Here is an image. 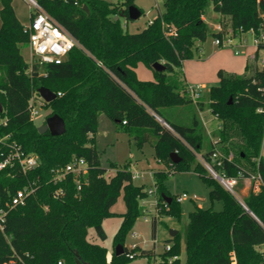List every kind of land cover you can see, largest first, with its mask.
Returning a JSON list of instances; mask_svg holds the SVG:
<instances>
[{
	"label": "trees",
	"instance_id": "obj_1",
	"mask_svg": "<svg viewBox=\"0 0 264 264\" xmlns=\"http://www.w3.org/2000/svg\"><path fill=\"white\" fill-rule=\"evenodd\" d=\"M37 1L81 48L73 49L59 65L30 64L22 55L30 33L17 18L12 0H0V121L6 120L0 124V137L10 136L27 154L40 158V167L27 178L17 174L13 179L0 171L3 200L26 180L40 179L36 194L8 216L5 233L0 229V264H77L76 253L85 264H128L129 253L147 258L149 264H181L180 258L172 260L180 257V232L169 240L175 242L172 250L153 262L154 249L131 251L124 245L126 233L143 212L141 202L147 192L134 184L129 167L112 166L115 173L105 176L108 170L100 164L95 138L102 114L140 146L150 143L160 161H172L171 153H177L181 161L176 169L197 173L207 185L212 203L223 204L222 211L196 207L189 214L185 264H264V64L259 67L248 62L243 75L220 70L219 83L210 89L207 103L203 96L193 101L182 72L184 61L199 50L195 42L206 41L210 33L217 36L204 20L211 5L229 22L235 38L248 32L260 37L264 34V0H166L164 12L137 33H129L119 19L128 15L135 0L116 4L105 0ZM85 5L89 14L83 10ZM170 29L177 35L168 34ZM261 49L264 42L257 46L256 59ZM139 63L154 71L155 80L138 79ZM156 63L164 64L165 70H154ZM41 87L61 94L45 104L52 109L49 117L57 114L65 121L66 132L61 136L40 134L31 120L29 101L40 96ZM192 105L196 112L207 106L220 122L206 146L204 124L197 115L185 124L168 116ZM214 148L223 157L219 170L235 177L260 175V190L248 189L241 200L225 190L196 162L195 152L205 150L208 159ZM79 159L88 168L80 178L81 189L72 175L54 184L52 170ZM167 177L164 172L155 175L159 215L181 220L177 199L173 197L168 204L162 196L171 197L164 183ZM60 188L64 195L56 198ZM121 194L126 211L108 261L103 221L115 215L112 208ZM157 224L155 216L151 221L153 239ZM91 229L94 235H90ZM118 245L125 249L119 257L115 253Z\"/></svg>",
	"mask_w": 264,
	"mask_h": 264
},
{
	"label": "rangeland",
	"instance_id": "obj_2",
	"mask_svg": "<svg viewBox=\"0 0 264 264\" xmlns=\"http://www.w3.org/2000/svg\"><path fill=\"white\" fill-rule=\"evenodd\" d=\"M105 1L116 4L124 0ZM165 1L135 0V6L143 12L142 16L137 20H128L127 17L120 16V22L129 33L140 32L148 26L150 21H153L164 12ZM12 5L21 24L24 27H28L30 24L28 4L23 0H12ZM1 9L2 4L0 3V11ZM204 20L207 22L211 32H214L215 26L221 25L226 32L232 33L229 22L215 12L212 5L208 8ZM254 41L255 36L248 32L242 34L240 38H235L233 47L219 48L214 44V37L210 33L206 41L195 42L196 46L201 47L200 50H194L193 58L184 61L182 66L184 80L189 87L201 88L203 99L208 102L210 89L219 83L218 73L220 70L226 73L243 75L246 73L247 62L253 63V65L258 64L259 67L263 65L264 49L260 50L258 58L256 59L257 47ZM22 55L30 64L36 62L29 46L22 49ZM136 73L138 79L141 81L155 80L154 71L144 63H139L136 68ZM38 109L39 115L34 119V124L40 127L46 122L52 113V109L49 106L41 107L40 105H38ZM193 114L197 115L204 124L206 146V141L210 138L207 132L212 133L219 128V121L213 117L208 108L203 112H196L195 107L192 105V107L185 110L173 111L168 116L178 123L185 124L191 121ZM95 138L100 164L108 170L105 175L106 177H110L115 173V169L112 166L118 167L119 169L131 167V171L134 173L137 172L142 176L141 178L133 179L134 184L143 187L147 191L149 189L157 190L154 179L150 174L155 176L156 174L164 172L168 175L164 183L171 198L174 197L177 199L184 193H187L189 196H198L199 200L197 201L185 199L180 203L182 210L181 220L167 214L158 215L156 211V200L158 196L156 194L145 196L141 202L143 212L137 217L131 229L126 233L124 240V245L129 249L134 244L139 245L143 249H154L156 258H152L151 262H153L155 259H159V255L165 251L167 245L173 246L175 244L174 241H169L172 238L171 231L180 232V259L181 264H185L187 255L184 235L189 222V214L196 207L202 209L213 208L215 211H222L223 204L221 202L212 203L209 197V189L197 173L194 171H179L172 161H160V159L156 158L155 149L150 143L140 146L134 137L122 129H117L105 114H102L99 118L98 131ZM262 153L264 155V143ZM196 162L200 163L197 158ZM236 191L240 200L248 193V189L242 184L236 188ZM112 211L115 215L103 221V227L107 234V239L103 244L112 253L110 257L108 256V260H111L113 257L115 237L123 223L122 215L126 211L123 194L119 197ZM146 212H148V221L145 220ZM155 216L158 219V224L156 237L153 239L151 221ZM89 233L90 235H94L92 229ZM149 263L150 261L145 257L131 258L128 262V264Z\"/></svg>",
	"mask_w": 264,
	"mask_h": 264
},
{
	"label": "built area",
	"instance_id": "obj_3",
	"mask_svg": "<svg viewBox=\"0 0 264 264\" xmlns=\"http://www.w3.org/2000/svg\"><path fill=\"white\" fill-rule=\"evenodd\" d=\"M28 4L30 11V24L27 30L30 33L29 47L32 52L33 58L36 60L33 64L45 65L56 64L59 65L68 56V54L75 48H81L79 41L65 30L49 13H47L37 0H23ZM152 21L148 23L151 25ZM214 32L217 36L214 37V44L219 48L233 47L234 39L232 33L226 32L221 25L215 26ZM253 34V32H251ZM168 34L176 36L177 34L173 30H169ZM218 34H223L222 37ZM254 35V34H253ZM255 45L264 42V34L260 37H255ZM238 54V52H236ZM264 64V56L262 60ZM188 92L196 103L202 96L201 88L189 87ZM59 93L57 96H60ZM46 102L37 95H34L29 101L30 117L34 121L37 115H39L38 105L45 106ZM164 123L161 119H159ZM0 124H6V120L0 121ZM165 124V123H164ZM166 125V124H165ZM10 136L0 137V171H6L8 176L15 179L17 174H21L27 178L32 172H35L40 167V158L35 154H27L23 148L15 141H11ZM216 145V140H212ZM196 158L200 164L209 172L213 179H215L225 190L232 195L238 197L236 188L241 184L246 189H252L257 192L260 190L263 181L260 175L243 176L240 174L238 177L229 176L226 172L219 170L218 168L223 165L222 154L217 148L211 152L209 158L204 156V152H195ZM87 163L84 159L74 160L67 164L64 168L53 169V182L59 184L66 180L69 175H72L78 186V190L81 189L80 178L87 172ZM131 171V170H130ZM133 179L141 178V174L132 172ZM154 179L155 176L150 174ZM40 179L26 180L24 186L14 193H8V199L3 200L0 196V229L3 233L6 231L7 218L16 208L25 206L28 200L36 194L40 188ZM147 195H157V190L149 189L146 191ZM64 195L62 188L55 192V197L60 198ZM185 199H191L193 201L199 200L198 196H189L187 193L182 194L177 198L179 203ZM156 211L159 215V201L156 200ZM145 215V220L148 221V212ZM136 236V235H134ZM129 249V248H128ZM142 249L139 245L134 244L129 249L131 251H137ZM172 246L167 245L166 252H170ZM135 253H129L127 256L129 259L135 258ZM179 256H174L172 260H177ZM171 260V261H172ZM110 261V260H108ZM59 264H63L59 262Z\"/></svg>",
	"mask_w": 264,
	"mask_h": 264
},
{
	"label": "water",
	"instance_id": "obj_4",
	"mask_svg": "<svg viewBox=\"0 0 264 264\" xmlns=\"http://www.w3.org/2000/svg\"><path fill=\"white\" fill-rule=\"evenodd\" d=\"M83 10L89 14V9L88 7L85 5L83 7ZM123 17L128 16V18H130L131 20H137L141 17V10L136 7V6H131L128 9V15H122ZM154 70L158 71V72H163L165 70V66L162 63H156L153 65ZM39 95L40 97L48 104H50L51 102H53L56 98H57V94L53 91H51L49 88L46 87H41L39 90ZM3 111V105L0 102V112ZM38 131L40 134H45L47 132H49L52 136H61L63 134H65L66 132V124L65 121L57 114L52 115L50 117L47 118L46 122L38 127ZM171 160L174 164H178L181 161V158L179 157V155L177 153H171ZM163 199L168 203L171 204L172 203V198L163 194ZM177 234V231H171V236L174 237ZM115 253L116 256H122L125 254V249L123 245H118L115 248ZM76 263L77 264H85L83 263L80 255L78 253H76Z\"/></svg>",
	"mask_w": 264,
	"mask_h": 264
},
{
	"label": "crops",
	"instance_id": "obj_5",
	"mask_svg": "<svg viewBox=\"0 0 264 264\" xmlns=\"http://www.w3.org/2000/svg\"><path fill=\"white\" fill-rule=\"evenodd\" d=\"M204 19H205V17H204ZM199 47V50H200V46H198ZM257 51V50H256ZM248 63V62H247ZM247 65V64H246ZM205 103H207L206 101H205ZM207 108V106H205V109ZM203 112V111H202ZM211 112V111H210ZM213 117L214 118H216L214 115H213ZM217 119V118H216ZM218 120V119H217ZM219 127H220V122H219ZM219 129V128H218ZM214 132H212V133H210V132H207V134H209V137L211 138V136H212V134H213ZM209 138V139H210ZM264 143V142H263ZM262 150H263V148H262ZM203 152H205V150L203 151ZM262 156H263V158H264V155H263V153H262ZM129 169L131 170V167H129ZM133 172V171H132ZM112 255V253L110 252V251H108V256L110 257Z\"/></svg>",
	"mask_w": 264,
	"mask_h": 264
}]
</instances>
